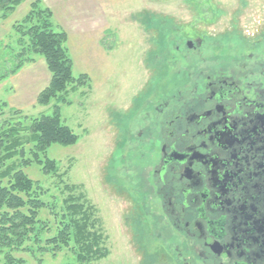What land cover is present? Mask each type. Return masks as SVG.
<instances>
[{"label": "rangeland", "instance_id": "obj_1", "mask_svg": "<svg viewBox=\"0 0 264 264\" xmlns=\"http://www.w3.org/2000/svg\"><path fill=\"white\" fill-rule=\"evenodd\" d=\"M36 1L52 12L55 30L67 34L72 77L85 75L88 80L63 96L64 101L55 98L39 106L36 97L50 75L43 58L34 56L33 63L0 82V127L9 122L26 128L30 120L51 115L57 106L61 122L78 137L73 146L47 150L46 157L56 163L55 173L45 175L41 165L34 164L24 173L38 183L48 205L62 208L69 194L64 185L84 195L95 210L96 230L108 251L95 264L175 263L173 248L160 242L157 228L162 222L154 220L162 217L153 178L161 146L154 140L160 121L156 109L164 101L175 105L170 91L189 96L200 73L206 76L223 68L228 59L231 71L241 72L239 60L253 51L248 43L264 41V0H23L5 19L0 11L4 55L20 49L14 25ZM196 40L201 41L199 47H186ZM260 49L263 59L264 45ZM9 68L2 67L0 73ZM180 78L185 80L182 89ZM169 109L163 107L162 112ZM146 130L152 138L144 136ZM41 219L52 222L47 213ZM30 246L32 253L12 256L25 264H75L66 249L53 255Z\"/></svg>", "mask_w": 264, "mask_h": 264}, {"label": "flooded vegetation", "instance_id": "obj_2", "mask_svg": "<svg viewBox=\"0 0 264 264\" xmlns=\"http://www.w3.org/2000/svg\"><path fill=\"white\" fill-rule=\"evenodd\" d=\"M263 45L248 43L253 51L239 60L241 72L228 59L200 73L189 96L170 91L175 105L156 109L161 146L153 178L162 217L154 220L162 222L160 242L175 251L173 264H264ZM144 136L152 138L148 130Z\"/></svg>", "mask_w": 264, "mask_h": 264}, {"label": "trees", "instance_id": "obj_3", "mask_svg": "<svg viewBox=\"0 0 264 264\" xmlns=\"http://www.w3.org/2000/svg\"><path fill=\"white\" fill-rule=\"evenodd\" d=\"M22 1L0 0L2 18ZM52 17L49 9L39 7V1L32 3L27 15L14 25L20 49L10 55L0 52V72L2 67H10L0 73V82L33 63L34 56L43 58L50 78L36 97L39 106H47L55 98L64 101L63 96L88 80L85 75L72 77V61L65 47L67 34L55 30ZM77 141L78 137L61 122L57 106L51 115L30 120L26 128L9 122L0 127V255L4 264H25L12 253H32L31 246L26 247L30 242L38 253L55 255L66 249L74 255L75 264H95L107 257L103 237L96 230L95 210L83 194L75 192L77 187L64 185L69 194L59 209L41 199V187L23 171L34 164L41 165L45 175L55 173L56 163L46 157L47 150L52 145L70 147ZM43 213L52 222L41 219Z\"/></svg>", "mask_w": 264, "mask_h": 264}]
</instances>
